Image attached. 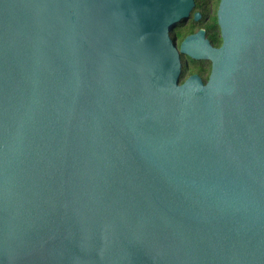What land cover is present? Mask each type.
<instances>
[{
	"label": "water",
	"instance_id": "water-1",
	"mask_svg": "<svg viewBox=\"0 0 264 264\" xmlns=\"http://www.w3.org/2000/svg\"><path fill=\"white\" fill-rule=\"evenodd\" d=\"M194 9L0 0V264H264V0Z\"/></svg>",
	"mask_w": 264,
	"mask_h": 264
},
{
	"label": "flooded vegetation",
	"instance_id": "flooded-vegetation-1",
	"mask_svg": "<svg viewBox=\"0 0 264 264\" xmlns=\"http://www.w3.org/2000/svg\"><path fill=\"white\" fill-rule=\"evenodd\" d=\"M218 4H219V0H195V9L188 23H191V20H192V23L194 24V26L198 28L194 32L185 35L181 40H178L177 34L179 32L178 31L179 28L183 27L184 25L175 28V30L171 33V37L176 38L177 46H179V44L185 37L191 34H194L198 32L199 30L204 31L205 38L209 40V42H210L209 37L213 32H215L217 34V37L220 39L219 28L216 23V11H217ZM208 6H210V10H211L210 16L206 15V10ZM194 13L200 14V18L197 22L193 21ZM214 18H215V23H213ZM220 45H221V42L218 46H213V45L212 46L214 48H219ZM180 64H181V73L179 77L180 84L183 83L187 78L193 75L198 76L201 79L203 84L207 82V79L209 77L210 70H211V64L209 61H204V60L194 61V60L189 59L187 56L181 55Z\"/></svg>",
	"mask_w": 264,
	"mask_h": 264
},
{
	"label": "trees",
	"instance_id": "trees-1",
	"mask_svg": "<svg viewBox=\"0 0 264 264\" xmlns=\"http://www.w3.org/2000/svg\"><path fill=\"white\" fill-rule=\"evenodd\" d=\"M213 23H215V18L213 19ZM197 28L198 27L194 26V24L192 23V20H191V23H189L188 26L184 28V32H181V31L178 32V34H177L178 40H181L185 35L194 32ZM185 30H186V32H185ZM209 39H210V42L213 46H218L221 42L220 39L217 37V34L215 32H213L210 35Z\"/></svg>",
	"mask_w": 264,
	"mask_h": 264
},
{
	"label": "rangeland",
	"instance_id": "rangeland-1",
	"mask_svg": "<svg viewBox=\"0 0 264 264\" xmlns=\"http://www.w3.org/2000/svg\"><path fill=\"white\" fill-rule=\"evenodd\" d=\"M211 14V10H210V6L207 7V10H206V15L210 16ZM190 21V19L184 24L183 27H180L178 31H181V32H184V28L188 26V22ZM186 32V30H185Z\"/></svg>",
	"mask_w": 264,
	"mask_h": 264
}]
</instances>
